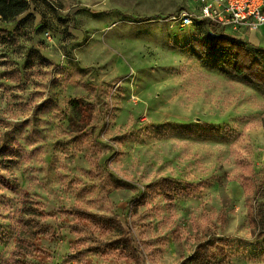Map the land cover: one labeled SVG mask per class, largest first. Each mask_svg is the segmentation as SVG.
Returning <instances> with one entry per match:
<instances>
[{
    "label": "rangeland",
    "instance_id": "rangeland-1",
    "mask_svg": "<svg viewBox=\"0 0 264 264\" xmlns=\"http://www.w3.org/2000/svg\"><path fill=\"white\" fill-rule=\"evenodd\" d=\"M25 1L0 17V260L34 233L31 264H264V86L196 45L264 65V28H183L198 0Z\"/></svg>",
    "mask_w": 264,
    "mask_h": 264
},
{
    "label": "trees",
    "instance_id": "trees-1",
    "mask_svg": "<svg viewBox=\"0 0 264 264\" xmlns=\"http://www.w3.org/2000/svg\"><path fill=\"white\" fill-rule=\"evenodd\" d=\"M26 9L25 0H0V17L10 18ZM199 24H210L199 22ZM6 32V31H4ZM197 49L202 53L213 54L220 58L231 71L239 76L247 75L255 82L264 86V65L257 58V56L247 48V46L235 39L224 35H215L207 40L199 41L196 43ZM264 53V50L262 51ZM71 108L74 112L73 117L70 119V126L79 134H85L94 120V107L87 103L82 98L74 99L71 102ZM113 223H102L103 228L109 231L116 228L119 230L120 241L117 242L116 250L126 258L134 259L135 253L132 247V238L127 234L116 219ZM101 223L96 221V223ZM45 235H49L52 229L49 226L41 227L36 226ZM34 240L35 235L19 237L15 250L7 260H0V264H31L29 258L34 254ZM205 252L208 253L207 248L203 247ZM200 258H194L186 261L184 264H198L201 260L202 254L199 253Z\"/></svg>",
    "mask_w": 264,
    "mask_h": 264
},
{
    "label": "built area",
    "instance_id": "built-area-1",
    "mask_svg": "<svg viewBox=\"0 0 264 264\" xmlns=\"http://www.w3.org/2000/svg\"><path fill=\"white\" fill-rule=\"evenodd\" d=\"M200 13L181 12L175 20L183 28L198 22L235 32H256L264 28V0H198Z\"/></svg>",
    "mask_w": 264,
    "mask_h": 264
},
{
    "label": "crops",
    "instance_id": "crops-1",
    "mask_svg": "<svg viewBox=\"0 0 264 264\" xmlns=\"http://www.w3.org/2000/svg\"><path fill=\"white\" fill-rule=\"evenodd\" d=\"M87 132V131H86Z\"/></svg>",
    "mask_w": 264,
    "mask_h": 264
}]
</instances>
